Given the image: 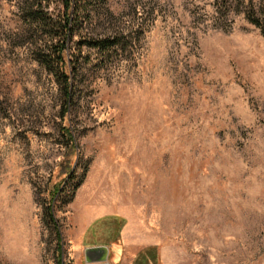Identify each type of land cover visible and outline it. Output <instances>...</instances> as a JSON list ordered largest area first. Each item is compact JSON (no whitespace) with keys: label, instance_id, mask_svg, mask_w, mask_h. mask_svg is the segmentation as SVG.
<instances>
[{"label":"rangeland","instance_id":"1","mask_svg":"<svg viewBox=\"0 0 264 264\" xmlns=\"http://www.w3.org/2000/svg\"><path fill=\"white\" fill-rule=\"evenodd\" d=\"M98 1L67 88L0 0V264H264V0Z\"/></svg>","mask_w":264,"mask_h":264},{"label":"trees","instance_id":"2","mask_svg":"<svg viewBox=\"0 0 264 264\" xmlns=\"http://www.w3.org/2000/svg\"><path fill=\"white\" fill-rule=\"evenodd\" d=\"M97 3H99L98 0H25L23 10L26 18L35 25L36 29H42L49 37V41L45 44L46 49H43L39 54V60L48 71L54 73L58 78H65L67 88L70 87L68 75L64 71L67 41L71 39L83 18L87 17V11ZM53 4L61 6L58 13L50 12ZM246 18L259 27L264 35V18L258 17L253 8L246 12ZM90 43L94 47L108 49L115 42L105 39ZM67 94L70 96L69 90ZM55 191L58 192L60 189ZM50 218L54 220L52 214H50Z\"/></svg>","mask_w":264,"mask_h":264},{"label":"water","instance_id":"3","mask_svg":"<svg viewBox=\"0 0 264 264\" xmlns=\"http://www.w3.org/2000/svg\"><path fill=\"white\" fill-rule=\"evenodd\" d=\"M107 247H90L86 249L85 260L87 264H109Z\"/></svg>","mask_w":264,"mask_h":264},{"label":"crops","instance_id":"4","mask_svg":"<svg viewBox=\"0 0 264 264\" xmlns=\"http://www.w3.org/2000/svg\"><path fill=\"white\" fill-rule=\"evenodd\" d=\"M109 256H110V253L108 254V258H109Z\"/></svg>","mask_w":264,"mask_h":264}]
</instances>
